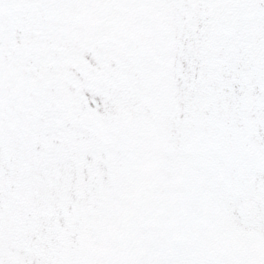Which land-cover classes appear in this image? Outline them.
<instances>
[{"label":"snow or ice","instance_id":"snow-or-ice-1","mask_svg":"<svg viewBox=\"0 0 264 264\" xmlns=\"http://www.w3.org/2000/svg\"><path fill=\"white\" fill-rule=\"evenodd\" d=\"M0 264H264V0H0Z\"/></svg>","mask_w":264,"mask_h":264}]
</instances>
